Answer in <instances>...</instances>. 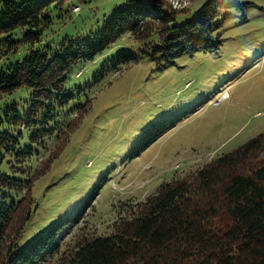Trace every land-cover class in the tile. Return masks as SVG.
Returning a JSON list of instances; mask_svg holds the SVG:
<instances>
[{"label": "trees", "instance_id": "trees-1", "mask_svg": "<svg viewBox=\"0 0 264 264\" xmlns=\"http://www.w3.org/2000/svg\"><path fill=\"white\" fill-rule=\"evenodd\" d=\"M1 1L0 59L5 61L0 62V100L25 90L29 99L23 118L14 115L15 102L5 113L31 133L22 138L21 132L0 131V165L6 160L10 171L0 172V264H264V130L193 172L160 183L143 201L127 205L108 234L77 238L72 248L65 239L98 193L101 179L73 216L53 221L18 245L34 210L33 183L57 158L67 117L79 106L65 105L74 97L66 83L78 73L77 66L101 55L128 31L140 43L138 51L157 65L214 50L220 44V21L232 9L243 10L244 3L204 0L176 24L177 15L186 11L173 9L168 0H123L121 6L103 10L87 34L52 37L49 28L74 0ZM112 59L123 65L136 60L121 50ZM173 121L142 131L128 155L149 146ZM37 159L39 164L32 165ZM14 192L18 194L11 198Z\"/></svg>", "mask_w": 264, "mask_h": 264}, {"label": "rangeland", "instance_id": "rangeland-1", "mask_svg": "<svg viewBox=\"0 0 264 264\" xmlns=\"http://www.w3.org/2000/svg\"><path fill=\"white\" fill-rule=\"evenodd\" d=\"M122 1L74 0L45 33L85 32L103 10L107 13ZM168 1L173 9H185L175 18L181 24L204 0ZM239 1L244 9H232L222 18L220 44L214 50L201 49L157 65L138 51L140 43L128 31L101 55L77 66L78 73L66 83L74 97L65 105L79 106L67 117L57 158L33 183L34 210L19 246L53 221L73 216L101 179L98 193L65 239L72 248L77 238L108 234L129 204L143 201L160 183L193 172L264 130V0ZM120 50L136 60L123 65L112 59ZM28 99L25 90H18L0 100V131L29 138L31 129L5 113L15 102L14 115L22 117ZM172 120L149 146L128 155L142 131ZM31 164H39L38 159ZM0 172H10L6 160ZM17 194L9 193L11 198Z\"/></svg>", "mask_w": 264, "mask_h": 264}]
</instances>
